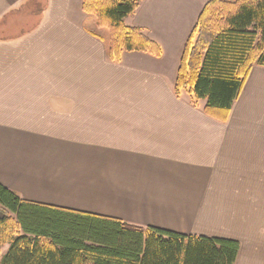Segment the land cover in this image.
<instances>
[{
	"label": "crops",
	"instance_id": "crops-1",
	"mask_svg": "<svg viewBox=\"0 0 264 264\" xmlns=\"http://www.w3.org/2000/svg\"><path fill=\"white\" fill-rule=\"evenodd\" d=\"M206 1L141 0L124 19L172 51L163 69L135 51L109 60L82 0H0V21L42 5L32 26L0 28V183L27 201L235 240L234 264H264V67L225 120L173 89Z\"/></svg>",
	"mask_w": 264,
	"mask_h": 264
},
{
	"label": "trees",
	"instance_id": "trees-1",
	"mask_svg": "<svg viewBox=\"0 0 264 264\" xmlns=\"http://www.w3.org/2000/svg\"><path fill=\"white\" fill-rule=\"evenodd\" d=\"M141 0H82L94 18L89 32L107 58L123 52L161 55L160 45L124 19ZM254 66L264 67V0H207L188 34L174 93L204 99L203 111L225 120ZM0 264H234L238 242L186 235L117 218L22 199L0 183Z\"/></svg>",
	"mask_w": 264,
	"mask_h": 264
},
{
	"label": "rangeland",
	"instance_id": "rangeland-1",
	"mask_svg": "<svg viewBox=\"0 0 264 264\" xmlns=\"http://www.w3.org/2000/svg\"><path fill=\"white\" fill-rule=\"evenodd\" d=\"M41 6L42 5L40 4L39 7H35V4H31V3L24 5L19 11L15 12V13L14 12L10 13L8 16H6L4 19H2L0 21V28L5 29V27L9 26L14 31V30H18L17 28H15V27H17V25L18 26L20 25L19 29L32 26L37 20L38 15L36 16V12ZM89 26H90V23H89ZM146 35L153 39V37H151L150 35H148V34H146ZM103 36L105 38L108 37L107 33L103 34ZM175 36H177V35H175ZM155 41L160 45V42L157 39H155ZM160 47H161V45H160ZM161 51H162V48H161ZM162 53L163 52H161V55L159 57H156V58L160 59L159 65L163 69H166L167 66H169L171 64V62H177L178 61V59H177V61H175V57H174L172 51H170L169 49L167 51H165L164 54H162ZM167 53L171 56L170 58L167 57ZM161 62L163 64H161ZM8 247H9V244H6L2 247L1 254H0V260L3 257V255L6 253V251L8 250Z\"/></svg>",
	"mask_w": 264,
	"mask_h": 264
}]
</instances>
